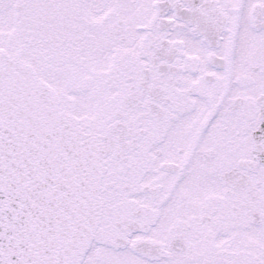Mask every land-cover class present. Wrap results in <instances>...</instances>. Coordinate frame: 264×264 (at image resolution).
Instances as JSON below:
<instances>
[{
    "label": "snow or ice",
    "instance_id": "obj_1",
    "mask_svg": "<svg viewBox=\"0 0 264 264\" xmlns=\"http://www.w3.org/2000/svg\"><path fill=\"white\" fill-rule=\"evenodd\" d=\"M0 264H264V0H0Z\"/></svg>",
    "mask_w": 264,
    "mask_h": 264
}]
</instances>
